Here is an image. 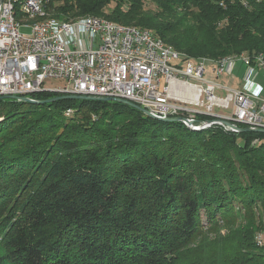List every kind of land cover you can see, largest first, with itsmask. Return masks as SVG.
Returning a JSON list of instances; mask_svg holds the SVG:
<instances>
[{
    "label": "trees",
    "instance_id": "trees-1",
    "mask_svg": "<svg viewBox=\"0 0 264 264\" xmlns=\"http://www.w3.org/2000/svg\"><path fill=\"white\" fill-rule=\"evenodd\" d=\"M150 1L45 9L149 30L184 60L264 57V0ZM0 264H264V133L193 131L117 101L1 98Z\"/></svg>",
    "mask_w": 264,
    "mask_h": 264
},
{
    "label": "built area",
    "instance_id": "built-area-1",
    "mask_svg": "<svg viewBox=\"0 0 264 264\" xmlns=\"http://www.w3.org/2000/svg\"><path fill=\"white\" fill-rule=\"evenodd\" d=\"M26 3L36 10L33 0ZM66 27L16 28L7 0H0V96L40 91L110 96L163 117L195 123L203 121L200 116L224 117L239 126L264 128V99L239 90L218 96L216 81L205 76L208 65L218 77L231 63L174 61L150 34L121 32L112 25L87 21ZM257 59L239 58L264 76V64ZM48 81L59 84L46 85Z\"/></svg>",
    "mask_w": 264,
    "mask_h": 264
},
{
    "label": "bare ground",
    "instance_id": "bare-ground-1",
    "mask_svg": "<svg viewBox=\"0 0 264 264\" xmlns=\"http://www.w3.org/2000/svg\"><path fill=\"white\" fill-rule=\"evenodd\" d=\"M48 1L52 0H33V8L36 10H30L26 8L27 0H7V9H9V16L12 17V24H15L16 28H24V27H30V28H37V27H45V25H53V24H59L64 23L67 24L66 28H75V26H79L87 21H92L98 24H107L112 25L117 30L121 32H134V33H145L150 34L151 37L154 38V40L158 41V45H161V50L166 52L168 57H174V61H191V62H197L195 60L191 59H182V54L178 51L174 50L171 46L167 45L161 38L156 37L151 31L134 27L133 26H126V25H119L116 22H113L111 20H108L103 17H95V16H85L80 17L77 19H71L69 20H61L58 18H55L54 16H50L48 14L47 9H45V3L47 4ZM247 56L245 54L240 55H233V56H227L219 60H210V59H201L199 62L204 61H210L212 63H215L217 66H225V64L228 61L239 59L240 57ZM253 57H257V60H261L262 64H264V57L262 54H256ZM71 110H67V114L70 113ZM165 116H172V115H165ZM263 237L261 234H258L255 238L258 245L262 244L260 242V239Z\"/></svg>",
    "mask_w": 264,
    "mask_h": 264
},
{
    "label": "water",
    "instance_id": "water-1",
    "mask_svg": "<svg viewBox=\"0 0 264 264\" xmlns=\"http://www.w3.org/2000/svg\"><path fill=\"white\" fill-rule=\"evenodd\" d=\"M72 98V99H93V100H101V101H117L123 104H126L132 108H135L139 111H141L144 115L155 119L159 121H165V122H182L184 125H186L187 128L193 130V131H199L204 128H208L212 125H220L224 127L227 130L235 131V132H257V133H264V128L261 127H246V126H239L236 123H234L231 119L229 118H224V117H217L213 119H205L199 123H195L191 118L187 117H180V116H164L159 115L154 113L153 111L148 110L147 108H144L140 105H137L136 103L129 101L127 99H113L110 96H94V95H83V94H63L60 96H54L52 98H47V99H42V100H37L34 98H31L30 96H20V95H3L0 96L1 98H10L18 101H25V102H30V103H50L56 100H59L61 98Z\"/></svg>",
    "mask_w": 264,
    "mask_h": 264
},
{
    "label": "crops",
    "instance_id": "crops-1",
    "mask_svg": "<svg viewBox=\"0 0 264 264\" xmlns=\"http://www.w3.org/2000/svg\"><path fill=\"white\" fill-rule=\"evenodd\" d=\"M228 63L231 64L218 77L213 73L211 65L207 66L205 76L216 81L218 85L217 95L223 96L229 90H239L259 99H264V76L262 70L255 66L245 65L239 59L228 61L225 65Z\"/></svg>",
    "mask_w": 264,
    "mask_h": 264
},
{
    "label": "rangeland",
    "instance_id": "rangeland-1",
    "mask_svg": "<svg viewBox=\"0 0 264 264\" xmlns=\"http://www.w3.org/2000/svg\"><path fill=\"white\" fill-rule=\"evenodd\" d=\"M146 6H148V7H153V5H152V3H151V1L150 0H146ZM80 17H84V16H80ZM73 20V19H72ZM70 21V20H69ZM260 54V53H259ZM48 84H56V85H58L59 83L57 82V81H48L47 83H46V85H48ZM49 92V91H48ZM58 93V92H57ZM61 94V93H60ZM29 97V96H28ZM217 110H219V109H217ZM230 110H224L223 112H225V113H228Z\"/></svg>",
    "mask_w": 264,
    "mask_h": 264
}]
</instances>
